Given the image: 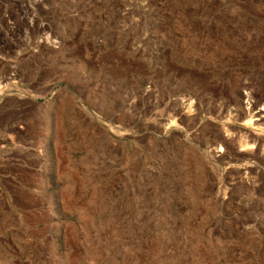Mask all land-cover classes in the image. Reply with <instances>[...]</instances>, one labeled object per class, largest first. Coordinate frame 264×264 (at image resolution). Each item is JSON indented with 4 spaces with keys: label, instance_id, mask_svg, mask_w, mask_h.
Segmentation results:
<instances>
[{
    "label": "rangeland",
    "instance_id": "374dc122",
    "mask_svg": "<svg viewBox=\"0 0 264 264\" xmlns=\"http://www.w3.org/2000/svg\"><path fill=\"white\" fill-rule=\"evenodd\" d=\"M237 94L264 0H0V264H264Z\"/></svg>",
    "mask_w": 264,
    "mask_h": 264
},
{
    "label": "bare ground",
    "instance_id": "6f19581e",
    "mask_svg": "<svg viewBox=\"0 0 264 264\" xmlns=\"http://www.w3.org/2000/svg\"><path fill=\"white\" fill-rule=\"evenodd\" d=\"M227 32V31H226ZM237 34V33H236ZM218 35V34H217ZM224 37V36H223ZM189 45V44H188ZM41 51V50H40ZM208 53V52H207ZM244 60V59H243ZM236 62V61H235ZM222 65V64H221ZM228 66V65H227ZM242 82V81H241ZM195 84V83H194ZM221 85V84H220ZM249 85V84H248ZM238 87H240L239 85H238ZM252 87V86H251ZM224 89V88H223ZM243 89H244V87H243ZM217 90V89H216ZM235 93V92H234ZM240 94H241V92H240ZM234 96V95H233ZM244 96V95H243ZM236 98H237V102H235L236 103V105L234 106V107H236L235 108V120H237V121H243V123H246V124H253L252 122H253V118H255V117H257L258 119H259V122L261 123V124H263L264 125V102H261L260 100H258V101H254V97H253V95H245L244 97H242V95H236ZM257 98V97H256ZM243 99H245L247 102H248V105H247V108L246 109H243V107L241 106V101L243 100ZM201 102V101H200ZM198 104V103H197ZM260 107V109L258 110L259 112H258V115H256V116H253L252 115V112H254L257 108H259ZM189 108H190V106H189ZM188 108V109H189ZM217 108V107H216ZM261 108H263V110H261ZM249 109H250V111H249ZM198 110V109H197ZM221 110V109H220ZM59 112V111H58ZM224 112V111H223ZM232 112V111H231ZM183 113V112H182ZM59 114V113H58ZM198 115V114H197ZM229 115V114H228ZM227 115V116H228ZM233 115V114H232ZM227 116L226 117H223V118H227ZM194 118H197V117H195L194 116ZM228 119V118H227ZM193 120V119H192ZM232 121V120H231ZM189 123V122H188ZM11 131V130H10ZM162 132V131H161ZM220 135V134H219ZM218 135V136H219ZM222 135V134H221ZM181 136V135H180ZM235 138V137H234ZM220 140V139H219ZM221 140L224 142V144H225V138H223V136H222V138H221ZM230 141V140H229ZM238 142V141H237ZM243 142V141H242ZM212 143V142H211ZM231 143H233L232 145H234L235 143L234 142H231ZM244 143V142H243ZM239 144V142H238V144L240 145L239 147L240 148H249V147H253V146H249V144L248 145H245V144ZM219 144V143H218ZM226 144H228L227 142H226ZM214 147H215V145H214ZM218 148H220V147H218ZM228 148V147H227ZM261 148V147H260ZM244 149H241V151H243ZM234 151V150H233ZM254 151V150H253ZM228 152H230L229 150H228ZM236 153V152H235ZM225 154V153H224ZM252 154V153H251ZM234 155V154H233ZM236 156V155H235ZM232 157V156H231ZM247 157H249V158H247ZM246 157V159H251V157H250V155H248ZM224 158V157H223ZM238 158V157H237ZM236 158V159H237ZM239 159H241V158H239ZM245 159V157H244V159H242V160H246ZM222 161V160H221ZM232 161V160H231ZM235 161V160H234ZM257 161V160H256ZM220 162V161H219ZM236 162V161H235ZM239 162V161H238ZM258 162V161H257ZM260 162V161H259ZM223 163H225V162H223ZM222 165V164H221ZM224 165V164H223ZM233 173V172H232ZM218 197V196H217ZM261 208V207H260Z\"/></svg>",
    "mask_w": 264,
    "mask_h": 264
}]
</instances>
